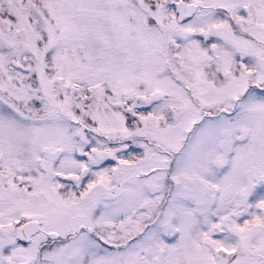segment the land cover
Returning a JSON list of instances; mask_svg holds the SVG:
<instances>
[{
	"label": "snow or ice",
	"instance_id": "obj_1",
	"mask_svg": "<svg viewBox=\"0 0 264 264\" xmlns=\"http://www.w3.org/2000/svg\"><path fill=\"white\" fill-rule=\"evenodd\" d=\"M0 264H264V0H0Z\"/></svg>",
	"mask_w": 264,
	"mask_h": 264
}]
</instances>
